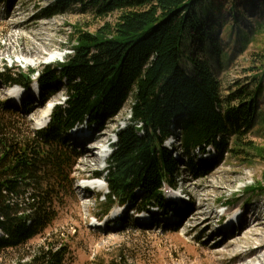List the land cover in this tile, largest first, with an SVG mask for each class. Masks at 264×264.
<instances>
[{
    "label": "trees",
    "instance_id": "obj_1",
    "mask_svg": "<svg viewBox=\"0 0 264 264\" xmlns=\"http://www.w3.org/2000/svg\"><path fill=\"white\" fill-rule=\"evenodd\" d=\"M225 3L52 0L37 13L51 18L76 10L100 26L93 33L73 26L72 54L62 64L27 73L5 68L0 73L2 84L27 92L37 74L43 106L58 87L66 98L53 108L46 129L31 133L32 139L7 130L0 119V254L42 236L54 221L55 207L68 184L64 172L73 167L63 147L67 131L76 125L100 130L97 125L114 118L127 103L129 119L115 132L103 176L107 193L101 202L106 211L115 201L138 211L165 207L163 185L176 187L179 166L194 179L205 177L213 167L203 158L209 149L220 159L226 155L238 162H249L250 157L264 162V146L248 141L257 126L258 99L264 94V66L254 68L258 73L252 90L241 86L223 97L208 60L187 56L183 47L193 40L207 43L219 58L215 29L224 26L225 10L234 20L239 15L234 0L228 8ZM109 17L114 18L111 23ZM8 112L22 113L0 103V113ZM172 137L181 148L179 160L164 147ZM243 192L264 193V173ZM34 260L62 264L63 249L42 246Z\"/></svg>",
    "mask_w": 264,
    "mask_h": 264
},
{
    "label": "rangeland",
    "instance_id": "obj_2",
    "mask_svg": "<svg viewBox=\"0 0 264 264\" xmlns=\"http://www.w3.org/2000/svg\"><path fill=\"white\" fill-rule=\"evenodd\" d=\"M222 1L228 8V2L232 0ZM234 1L239 13L236 21L225 10L224 26L215 29L219 41L218 59L207 43L198 44L193 40L183 46L187 56L208 60L223 97L241 86L252 90L253 78L258 73L254 68L264 66V0ZM51 3L52 0H0V62L7 68L27 73L40 70L50 63L49 60L58 59V63H62L70 53L73 26L89 33L100 26V22L89 14L76 10L51 18L37 17L40 9ZM113 20L109 17L107 22ZM52 54H60V57L52 60ZM25 60L37 61L28 67ZM15 62L19 64L15 65ZM1 69L0 65V72ZM35 90V82H32L30 92L0 83V103H8L19 110L22 108V113H0V119L6 129L23 139H32V132L46 129L49 119L41 126H38L37 119L48 104L52 103L54 108L66 100L65 92L58 87L50 101L42 106ZM128 109L127 103L114 118L100 122L97 126L101 129L95 135L82 126L77 130V136L89 135L104 146L110 138L115 139L114 133L118 129L126 125ZM258 116L257 126L249 134L248 141L264 146V124H261L264 120V94L258 99ZM66 141L63 147L71 156L73 167L70 172H64L69 176L68 184L55 207L54 221L42 236L33 238L23 247L1 253L0 264H40L34 257L40 247L49 245L54 251L63 249L62 264H228L235 256L239 259L242 253L246 255L243 259L234 258L230 264H264V249L257 253V257L248 255L257 247V237L264 238V227L258 225L259 222L264 224V193L256 196L242 191L245 186L261 181L264 162L260 159L250 157L249 162H238L226 155L220 159L210 152L203 158L213 167L200 179H194L179 166L176 193H180L169 198L167 190V196L164 195L166 206L142 214L145 220L141 222L131 212L133 207L127 210L130 204L120 206L115 201L106 211L107 206L101 202L106 192L102 179L104 170L98 179L103 182L100 193L94 190L85 192L77 186V180L93 179V174L102 167V163L82 164V154L90 153L99 161V150L91 151L92 145H87L88 141L77 146L79 139H72V133ZM57 142L61 145L60 141ZM104 164L106 167V162ZM172 202L180 205L176 207ZM222 203L228 204L227 208L218 209ZM225 211V216L218 222V217ZM104 212L106 216L102 217ZM92 217H102L101 222L106 219L108 223L102 229L95 227ZM241 222H245L243 226ZM227 242L235 245L224 249Z\"/></svg>",
    "mask_w": 264,
    "mask_h": 264
},
{
    "label": "bare ground",
    "instance_id": "obj_3",
    "mask_svg": "<svg viewBox=\"0 0 264 264\" xmlns=\"http://www.w3.org/2000/svg\"><path fill=\"white\" fill-rule=\"evenodd\" d=\"M57 57H60V54H52V55L50 56V59L55 60ZM36 61H37V60H25V63H27L28 65H30V64L36 63ZM13 92H14V91H13ZM14 93H15V92H14ZM16 96H17V95H16ZM52 110H53V104H52V103H51V104H48V105L43 109L42 114H41L40 117L37 119V121L39 122L38 126L43 125V124L46 122V120L49 119ZM94 149H95V148H94ZM96 149L99 150V152H104V154H102V157L99 158V161H98L94 156L90 155V153L86 154V153L84 152V153L82 154L83 158H82L81 163L84 164V165H88V164H91V163H93V164L100 163V164H101V163L105 162V159H106V155H107V154H105V153H106V150H103V149H104V146L101 145V146H99V147L96 148ZM86 185H87V187H89L90 189H93V190H94L93 192H99V193H100V192L102 191V189H103V185H102L99 181H94V180L89 181V180H88V183H86ZM77 186L79 187L80 185L78 184ZM96 190H97V191H96ZM84 191H85V192H86V191H90V192H92V190H84ZM256 219H257V218H256ZM256 219H255V220H256ZM255 220H254V222H256ZM257 222H259V221H257ZM241 223H242V222H241ZM244 223H245V222L242 223V226L244 225ZM258 225H259L260 227H264L263 222H259ZM99 226H101V225L99 224V225H97V226H95V227H99ZM257 239H258L259 243H258V245H257V247H256L255 249H253L252 251H250V253L248 254L249 256H253V255H255V257H257V253H260V251L264 249V238H263L262 236H259V238L257 237ZM233 242H234V241H233ZM234 245H235V244H233V243H229V242H227V243L223 246V248H224V249H228V248H230V247H233ZM239 253H240V252H239ZM239 255H241V256L239 257V259H237L236 256L234 257V258H236L235 260H241V259H243V258L246 256V255H244L243 253H242V254H239ZM231 258H232V257H231ZM234 258H232V259L230 260V262H231ZM256 260H260V258H257ZM260 261H261V260H260ZM260 261H259V262H260ZM230 262H228V264H230ZM235 264H236V263H235Z\"/></svg>",
    "mask_w": 264,
    "mask_h": 264
}]
</instances>
